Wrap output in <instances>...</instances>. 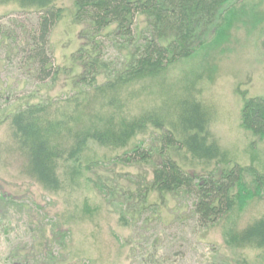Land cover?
<instances>
[{"label": "trees", "instance_id": "obj_1", "mask_svg": "<svg viewBox=\"0 0 264 264\" xmlns=\"http://www.w3.org/2000/svg\"><path fill=\"white\" fill-rule=\"evenodd\" d=\"M59 1L0 0L39 15L38 29L18 53L43 83L15 103H0V129L9 131L0 142V161L16 157L23 175L45 191L76 195L87 186L109 203L123 199V209L133 203L137 211L144 209L154 194L163 200L185 196L201 226L222 228L231 252L264 253V215L240 225L250 206L264 200V173L232 164L212 135L213 112L197 87L206 71L168 81L171 71L225 45L236 29L252 21L262 26L264 0H75L74 22L86 28L84 43L71 57L72 69L51 60L50 35L65 12ZM107 42L112 54L104 51ZM74 68L82 70L75 91L39 95ZM238 93L242 129L264 141V97ZM95 147L122 151L113 159L116 164L150 165L151 181L141 177L135 190L110 184V177L99 173L109 162L98 160ZM195 162L214 168L193 175L186 168ZM237 262L251 264L243 256Z\"/></svg>", "mask_w": 264, "mask_h": 264}, {"label": "rangeland", "instance_id": "obj_2", "mask_svg": "<svg viewBox=\"0 0 264 264\" xmlns=\"http://www.w3.org/2000/svg\"><path fill=\"white\" fill-rule=\"evenodd\" d=\"M74 2H58L65 12L50 35L51 60L61 68H73L71 57L84 43L82 31L86 26L74 22ZM262 5L264 9V2ZM39 19L35 12H24L17 5H0L3 105L7 100L15 103L43 84L29 73L18 53L29 33L38 29ZM3 34L10 37L2 38ZM263 41L264 24L257 26L252 21L233 31L225 45L199 53L168 75L170 82L198 71L207 72L197 87L199 97L213 112L212 135L232 164L253 165L262 173L264 141L242 129L243 99L238 89L247 92L248 98L264 97ZM105 45L104 51L112 54L109 43ZM80 74L82 70L75 68L71 74H62L57 83L45 87L39 95H69L77 89ZM8 134L6 126L0 129V142ZM147 137V145L151 146L153 136ZM95 150L100 162H109L99 173L110 177V184L135 190L141 177L151 181L150 165L116 164L113 159L122 151ZM213 168L195 162L186 170L194 175ZM0 197L5 200L0 201V264H238L241 256L251 264H264L260 250L231 252L222 228L201 226L192 214V200L185 196L167 195L163 200L154 194L144 209L137 211L135 203L123 209V199L117 196L114 203H109L87 186L76 195L45 191L23 175L19 159L4 157L0 161ZM263 215L264 200L250 206L240 225Z\"/></svg>", "mask_w": 264, "mask_h": 264}]
</instances>
